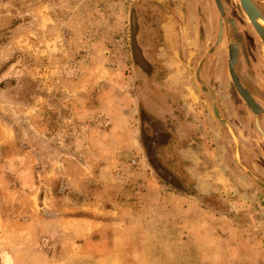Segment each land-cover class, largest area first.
<instances>
[{"label": "rangeland", "instance_id": "374dc122", "mask_svg": "<svg viewBox=\"0 0 264 264\" xmlns=\"http://www.w3.org/2000/svg\"><path fill=\"white\" fill-rule=\"evenodd\" d=\"M220 1L219 42L214 0H0V264H264V116L227 69L237 43L264 108L263 46Z\"/></svg>", "mask_w": 264, "mask_h": 264}, {"label": "water", "instance_id": "95a60500", "mask_svg": "<svg viewBox=\"0 0 264 264\" xmlns=\"http://www.w3.org/2000/svg\"><path fill=\"white\" fill-rule=\"evenodd\" d=\"M214 2L216 4V7H217L220 15L222 16L224 12H223L221 1L220 0H214ZM238 2H239L240 8L242 9L246 19L249 21V23L251 24V26L253 27V29L255 30V32L257 33L259 38L261 39L262 45H263V52H264V25H260L258 23L259 20H262V22L264 23V18L261 17L259 11L256 9V7L251 2V0H238ZM135 23H136L135 17H134V15H132L131 16V26H132L131 33H132V35H134V32H135ZM219 39H220V35H219ZM228 55H229L228 72H229L230 78L232 80V83L236 89V92L238 93L240 98L245 102L247 107L252 111V113L254 115H257L258 113L261 112L260 107L254 102L252 97L249 95L248 91H246L245 89L242 88V86L238 80V77L236 76V74L234 72V65L236 63V56H237V49L235 46L229 45ZM214 115L217 119H219V114H218L217 109H214ZM255 123H256L257 129L259 130L257 121ZM237 164H238V162H237ZM245 173L247 175H249L250 177H253L252 174L248 170H245Z\"/></svg>", "mask_w": 264, "mask_h": 264}, {"label": "flooded vegetation", "instance_id": "af4514ba", "mask_svg": "<svg viewBox=\"0 0 264 264\" xmlns=\"http://www.w3.org/2000/svg\"><path fill=\"white\" fill-rule=\"evenodd\" d=\"M253 4H254V6L256 7V9L259 11V13H260V15H261V17L262 18H264V11L261 9V8H259L253 1H251ZM262 3H264V2H262ZM223 15L221 16V20L219 21V27H218V35H220V39H219V37H218V41L220 42L221 41V37H222V31H223V29H224V25H225V20H226V15H227V11H226V9H225V7H224V5H223ZM233 28V27H232ZM253 28V27H252ZM255 31V30H254ZM240 33H238V31H236L233 35H234V37H236V38H240V35H239ZM257 34V33H256ZM258 36V35H257ZM259 37V36H258ZM261 40V39H260ZM261 43H262V41H261ZM233 46H235L236 47V49H237V56H236V63H235V65H234V72H235V74H236V76L238 77V80H239V82H240V84H241V86H242V88L243 89H245L246 91H248V93H249V95L252 97V99L254 100V102L260 107V109H261V112L260 113H258L257 115H253V125L254 126H256V121H257V123H258V127H259V122H260V118L261 117H263L264 116V108H262V106L255 100V98H254V85L253 84H251V82H250V78H249V76H248V73H247V68L249 67V66H251L250 65V62H249V59H248V57H246V56H243L242 54H241V47L237 44V43H234V44H232ZM263 46V45H262ZM229 47V46H228ZM228 61H229V55H228ZM250 68V67H249ZM227 69H228V67H227ZM232 82V81H231ZM206 93H207V90H206ZM245 107H246V109L247 110H249L250 111V109L247 107V105L245 104ZM238 119H239V121L241 122V119H242V116H239V114H238ZM259 129H260V127H259Z\"/></svg>", "mask_w": 264, "mask_h": 264}, {"label": "trees", "instance_id": "16d2710c", "mask_svg": "<svg viewBox=\"0 0 264 264\" xmlns=\"http://www.w3.org/2000/svg\"><path fill=\"white\" fill-rule=\"evenodd\" d=\"M142 108V107H141ZM143 108L138 110V115H139V118H140V122L141 124L144 123V119H143ZM145 111V110H144ZM148 117L150 118L151 122H157L158 120L154 117V115H150L148 113ZM160 120V119H159ZM143 134V133H142ZM168 134V133H166ZM169 134H172L171 136H174V134L171 132H169ZM140 145L141 147L143 148L144 151H146V145L144 143V141L142 140V137L140 138ZM152 165V164H150ZM154 168V167H153ZM155 173L157 176L160 177L161 179V173H160V170L158 169H155ZM174 178L176 179L177 181V185H173L172 183L170 182H166V181H163V183L168 186L170 189H172L174 192L178 193V194H181V195H185V196H188V197H192L194 199H196L197 201H199L202 205L208 207V208H211V209H214V204L211 202L210 198H208L206 195H203L201 194L195 184L193 182H191L190 184L187 183V181L185 179H182L180 177H178L177 174H173Z\"/></svg>", "mask_w": 264, "mask_h": 264}, {"label": "crops", "instance_id": "0c3cea01", "mask_svg": "<svg viewBox=\"0 0 264 264\" xmlns=\"http://www.w3.org/2000/svg\"><path fill=\"white\" fill-rule=\"evenodd\" d=\"M196 188L203 195H207L212 191V187L210 188L207 185H205V187L201 186V187H196ZM186 202H188V199H186L185 203ZM79 225L88 226V231L91 230L90 232H92V233L95 231L101 230V228H106V226L102 225L101 222L95 221V220H89L88 222L82 220V221H79ZM88 231L84 232V233H86L85 234L86 236H84V237L80 236L79 238L85 239V238L89 237V236H87ZM93 248H94V250H98L97 245L93 244ZM99 254H104L105 257H107L108 255H115V252H114V249H112V252L111 251L109 252V250H107V251L99 252ZM31 262H32V260L30 259V257L26 253H24L23 255L21 253H14V256L12 257V263L11 264H30Z\"/></svg>", "mask_w": 264, "mask_h": 264}, {"label": "bare ground", "instance_id": "6f19581e", "mask_svg": "<svg viewBox=\"0 0 264 264\" xmlns=\"http://www.w3.org/2000/svg\"><path fill=\"white\" fill-rule=\"evenodd\" d=\"M258 23H259L260 25H264V23L262 22V20H259Z\"/></svg>", "mask_w": 264, "mask_h": 264}, {"label": "built area", "instance_id": "2783aa9c", "mask_svg": "<svg viewBox=\"0 0 264 264\" xmlns=\"http://www.w3.org/2000/svg\"><path fill=\"white\" fill-rule=\"evenodd\" d=\"M135 163V161H133V164Z\"/></svg>", "mask_w": 264, "mask_h": 264}]
</instances>
